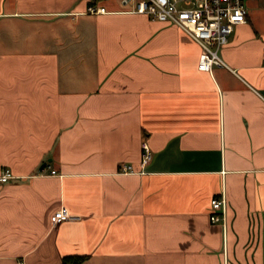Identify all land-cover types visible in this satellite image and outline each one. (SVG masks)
I'll return each instance as SVG.
<instances>
[{
    "label": "crops",
    "instance_id": "crops-1",
    "mask_svg": "<svg viewBox=\"0 0 264 264\" xmlns=\"http://www.w3.org/2000/svg\"><path fill=\"white\" fill-rule=\"evenodd\" d=\"M244 2L207 70L133 0H0V264H264V0Z\"/></svg>",
    "mask_w": 264,
    "mask_h": 264
},
{
    "label": "built area",
    "instance_id": "built-area-1",
    "mask_svg": "<svg viewBox=\"0 0 264 264\" xmlns=\"http://www.w3.org/2000/svg\"><path fill=\"white\" fill-rule=\"evenodd\" d=\"M130 11L145 13L150 18L176 24L201 46L200 66L211 70L213 65L227 66L220 55V48L229 42L237 24L247 20L248 8L244 0H133ZM90 12H106L103 5L90 4ZM264 101V92L256 91ZM141 166H145L152 157L148 143L142 142ZM120 171L134 172L132 163H122ZM15 175L9 167L0 171V181L5 182ZM213 212L212 221L224 218L226 200L224 196L211 199ZM66 206L62 205L52 215L53 223H59L71 218ZM16 264H28L25 259H19Z\"/></svg>",
    "mask_w": 264,
    "mask_h": 264
},
{
    "label": "trees",
    "instance_id": "trees-1",
    "mask_svg": "<svg viewBox=\"0 0 264 264\" xmlns=\"http://www.w3.org/2000/svg\"><path fill=\"white\" fill-rule=\"evenodd\" d=\"M80 260H82L81 256H66L64 258V263L65 264H74Z\"/></svg>",
    "mask_w": 264,
    "mask_h": 264
},
{
    "label": "water",
    "instance_id": "water-1",
    "mask_svg": "<svg viewBox=\"0 0 264 264\" xmlns=\"http://www.w3.org/2000/svg\"><path fill=\"white\" fill-rule=\"evenodd\" d=\"M45 164H46V162H44V163L41 165V168L44 167Z\"/></svg>",
    "mask_w": 264,
    "mask_h": 264
}]
</instances>
